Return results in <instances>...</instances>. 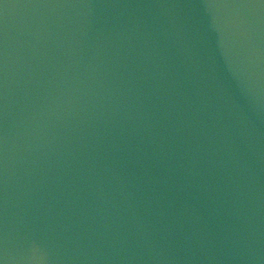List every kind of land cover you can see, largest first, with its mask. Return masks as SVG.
Instances as JSON below:
<instances>
[{"label": "water", "instance_id": "obj_1", "mask_svg": "<svg viewBox=\"0 0 264 264\" xmlns=\"http://www.w3.org/2000/svg\"><path fill=\"white\" fill-rule=\"evenodd\" d=\"M0 264H264V0H0Z\"/></svg>", "mask_w": 264, "mask_h": 264}]
</instances>
